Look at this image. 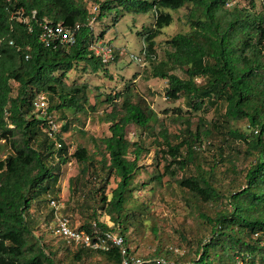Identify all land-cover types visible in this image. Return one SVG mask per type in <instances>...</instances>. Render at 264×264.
<instances>
[{"label": "trees", "instance_id": "1", "mask_svg": "<svg viewBox=\"0 0 264 264\" xmlns=\"http://www.w3.org/2000/svg\"><path fill=\"white\" fill-rule=\"evenodd\" d=\"M226 1L93 0L98 9L96 17L84 0H0V151L8 149L0 158V264H70L71 260L75 263L94 255L105 264H121L119 247L70 248L61 240L48 241L44 232H37L30 217L35 202L49 201L45 197L58 194L61 166L73 159L82 167L69 182L76 200L82 197L77 206L86 213L85 220H75L67 214L73 224L94 238L106 231L119 232L137 253L128 237L136 213L128 204L140 171V157L149 148L129 138L128 126L153 129V124L159 122L158 113L145 100L134 101L129 88L108 94L106 101L112 108L101 119L109 123L110 134L91 138L93 152L83 145L71 152L61 133H48L49 119L39 116L34 107V99L40 93L47 94L48 115L60 112L66 120L63 132L72 126L70 114L78 119L79 114L96 110L97 103L90 101L89 84L69 83L68 73L81 62L85 71L106 69L107 64L90 49L91 43L105 33L96 36L92 22L94 18L101 19L113 5L137 12L155 10L154 24L146 29L144 37L147 61L151 64L148 78L167 80L168 99L184 98L188 108L196 111L204 106L218 111L221 106L224 108L212 124L200 118L195 130L190 119L185 120L187 126L181 134L172 135L166 127L160 130V144L167 145L166 153L171 157L166 173L174 177L176 169L184 172L177 179L180 189L189 192L195 202L217 204L226 200L228 206L213 215L199 211L200 217L210 224L211 237L200 244L196 250L199 258L191 264H224L226 249L231 252V264H264V12L235 10L231 20L225 22L220 11ZM188 3L199 11L191 20V31L179 32L166 40L169 47L158 60L155 39L173 21V15L164 9H179ZM44 22H62L70 27L79 24L75 42L47 45L41 38ZM178 69L184 76L176 73ZM241 120L248 122L247 131L234 126ZM215 135L229 145L231 153L220 147L219 159L208 162L206 168V159L201 161L199 152ZM179 138L182 140L173 142ZM229 141L244 145L245 154L252 156L253 161L245 169V185L226 193L213 178L220 163H229L237 173L234 150H241ZM183 146L186 153L181 150ZM113 175L118 183L109 196L106 189ZM163 177L160 171L153 175L158 182ZM100 213L109 216L110 223L100 220ZM51 217L56 220V210ZM170 246L143 256L144 264L186 263V256H174Z\"/></svg>", "mask_w": 264, "mask_h": 264}, {"label": "rangeland", "instance_id": "2", "mask_svg": "<svg viewBox=\"0 0 264 264\" xmlns=\"http://www.w3.org/2000/svg\"><path fill=\"white\" fill-rule=\"evenodd\" d=\"M84 2L92 12H95L94 15L97 17L98 9L93 0H84ZM245 8L251 11V14L264 12V1L236 0L231 7L225 6L220 11L223 21L231 20L233 16L231 12ZM164 10L173 15V21L170 25L165 26L163 32L155 39L158 60L165 56V51L169 47L166 40L179 32L191 31V20L199 13L198 8L192 3L179 9L165 8ZM154 21L155 10L137 12L132 8L128 9L119 5H113L101 19L94 18L92 26L96 36L104 31L102 39L112 43L117 50H124L125 53L119 55L116 61L107 64L106 69H101L98 72L85 71L84 63L81 62L68 73L69 83L78 81L89 84L90 101L92 104L97 103L96 110H90L88 114H79L78 119L70 114L72 126L65 132L61 130L66 120L60 112H54L50 119L53 121L55 132L61 133L67 144L71 146V152H74L79 145L86 146L93 152L95 147L91 138H101L110 134L109 123L101 119L102 114L112 108V105L106 101L108 94L115 95L129 88L133 92L134 101L143 99L158 113L159 122L153 124V129L148 130L135 125L128 126L129 138L132 141L144 143L149 148V151H145L140 157V171L134 179L133 197L128 204V208L136 213L128 231L129 243L131 248L142 257L152 254L157 248H167L169 245L181 246L186 252V263L191 264L199 258L196 250L200 249V244L205 243L204 240L211 237L210 224L200 217L199 211L213 215L216 211L226 210L228 206L226 200L217 204L195 202L189 192L180 189L177 179L181 178L184 172L176 169L174 177L166 173L165 166L170 162L171 157L166 153L167 145L164 142L160 144V141H163L160 130L162 127H166L172 135L181 134L187 126L186 119H190L192 129L195 130L200 118H203L204 123L212 124L220 118L219 113L221 111L223 113L224 108L221 106L218 111L215 107L204 106L203 109L196 111L188 108L184 103V98L176 101L168 99L166 97L167 80L148 78L151 64L147 62L143 66L131 59V55L143 56L145 31L153 26ZM176 73L184 76L180 69ZM14 86L16 87V84ZM45 95L49 101L47 94ZM178 108H181L182 111H177ZM179 114L182 115V119ZM234 126L241 131L248 130L246 120L238 121L234 123ZM181 140L179 138L173 142L178 143ZM208 141L211 143L203 144L202 150L199 152L200 160L206 159L204 164L206 168L209 167L208 162L219 159L220 147H224L225 153H231L229 145L220 142L218 135L211 136ZM229 144L239 147L238 151L241 150L239 153L234 150L238 158L236 161L237 173L231 170L229 163H220L213 178V182L226 193L245 185V169L253 161L252 156L248 157L245 154L244 145H239L237 142L231 143V141ZM181 150L186 153L185 146ZM7 152V148L0 151V158L5 157ZM81 167L82 165L75 159L62 165L58 194L45 197L49 201H43L40 204L35 202L30 210V217L35 221L37 232H44L45 239L48 241H58L57 238L54 239L51 230V226L54 224V217H51V213L53 209L54 211L56 209L51 206L50 199L56 200L58 214H72L75 220H85L86 213H82L77 206L82 202V197L76 200L77 195L73 193L69 182L70 178L79 174ZM158 171L164 174L162 182L153 179V175ZM89 179L93 182L96 181L93 176H90ZM117 183L115 176H111L106 194L110 196ZM100 220L109 221L110 218L106 214L100 213ZM226 251L222 262L231 264L229 260L231 252L229 249ZM67 257L71 260V255ZM70 264H105V261L100 256L94 255L75 263L71 260Z\"/></svg>", "mask_w": 264, "mask_h": 264}, {"label": "built area", "instance_id": "3", "mask_svg": "<svg viewBox=\"0 0 264 264\" xmlns=\"http://www.w3.org/2000/svg\"><path fill=\"white\" fill-rule=\"evenodd\" d=\"M235 2L236 0H227L225 6L231 7ZM79 27V24H77L76 27H70L62 22H44L41 38L47 45L52 43L55 44L57 42L73 44L76 38V31ZM90 49L105 64L116 61L119 55L125 53L124 50H117L112 43L104 41L102 38L95 39L91 43ZM146 53V47H144V53L142 57L131 55V59H134L140 65L145 66L148 62ZM26 58H29V55H27ZM34 107L39 116H46L49 119L50 128L47 131L51 136H53L56 130L53 126V121L50 119L51 116L48 115L49 101L47 100L45 93H40L34 99ZM50 204L57 211L58 205L54 198L50 199ZM51 230L55 238L61 240L66 246H69L70 248L85 246L94 249L109 250L112 246H117L120 248L121 254L123 256L121 264H144L146 261L144 257L134 253L129 248L125 236L121 233L116 231H106L94 238L91 234L76 227L73 224L72 219L67 214H58L57 212V218L54 220ZM255 236H258V232L255 233ZM169 250L174 256H184L186 253L182 248L173 245L169 247ZM161 261L165 262V259L161 258Z\"/></svg>", "mask_w": 264, "mask_h": 264}]
</instances>
